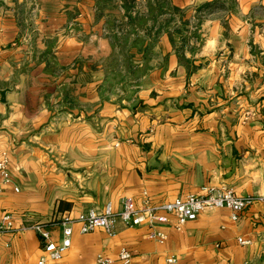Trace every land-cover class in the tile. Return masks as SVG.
Listing matches in <instances>:
<instances>
[{
	"label": "crops",
	"instance_id": "1",
	"mask_svg": "<svg viewBox=\"0 0 264 264\" xmlns=\"http://www.w3.org/2000/svg\"><path fill=\"white\" fill-rule=\"evenodd\" d=\"M211 1L172 0L187 19ZM235 2L201 17L188 65L163 33L148 59L133 50L129 75L95 0H0V90L10 89L0 96V158L11 171L9 184L0 180V220L50 222L107 203L118 211L126 197L158 205L203 186L263 193L264 0ZM156 214L165 220L116 221L113 236L75 224L49 264H95L100 254L118 264L123 247L129 264H264L263 202L237 219L205 208L179 227ZM40 253L33 230L0 229V264H36Z\"/></svg>",
	"mask_w": 264,
	"mask_h": 264
},
{
	"label": "built area",
	"instance_id": "2",
	"mask_svg": "<svg viewBox=\"0 0 264 264\" xmlns=\"http://www.w3.org/2000/svg\"><path fill=\"white\" fill-rule=\"evenodd\" d=\"M0 180L4 185L11 182V171L8 167L6 154L0 158ZM15 190L18 189L15 188ZM256 202L264 203V192L239 195L228 186H203L198 192L188 193L158 205L151 204L148 198H145L143 206L137 207L133 198L126 197L122 200L121 208L118 211L114 210L110 203H107L103 210L90 208L76 216L65 214L50 222L33 220L23 222L17 227L14 225L15 220L12 214L4 212L0 220V229L7 233H17L25 229L33 230L39 237L41 252L36 264H49L59 260L63 252L70 246L75 224L79 225L80 233H90L100 229L107 235L113 236L116 221L134 226L146 218L150 222L165 220L164 216L156 214L158 210L173 214L175 227H179L186 221L195 219L199 212L205 208L227 209L231 212L232 218L237 219L242 211ZM52 227H57L60 230L58 240L53 239ZM156 235L158 238L164 237L159 232ZM239 241L242 242L241 239ZM131 257V252L123 247L119 250L117 262L118 264H129ZM167 261L171 263L174 259L169 258ZM109 263L110 260L101 254L96 257L95 264Z\"/></svg>",
	"mask_w": 264,
	"mask_h": 264
},
{
	"label": "trees",
	"instance_id": "3",
	"mask_svg": "<svg viewBox=\"0 0 264 264\" xmlns=\"http://www.w3.org/2000/svg\"><path fill=\"white\" fill-rule=\"evenodd\" d=\"M97 17L105 16V30L111 40L116 57L126 66L129 75L137 71L133 63L136 52L143 59H148L151 47L158 37L166 33L181 63L188 65L185 49L191 38L198 40V29L205 13H230L235 11V0H212L204 2L194 8L192 19L185 17V9L173 4L172 0H95ZM119 4L121 17L104 15V10L110 3ZM191 28V29H190ZM189 32V35L186 33ZM178 37L179 44H175L174 37ZM191 49H193L191 47ZM193 68H189L191 72Z\"/></svg>",
	"mask_w": 264,
	"mask_h": 264
},
{
	"label": "rangeland",
	"instance_id": "4",
	"mask_svg": "<svg viewBox=\"0 0 264 264\" xmlns=\"http://www.w3.org/2000/svg\"><path fill=\"white\" fill-rule=\"evenodd\" d=\"M139 1H140V0H139ZM116 5H117V3H114V2L110 3L109 5H107V6H110V12H111L112 14H115V12H116ZM107 6H106V7H107ZM183 9H185V14H186L187 11H188V8H183ZM231 9H232V10L236 9V6H235V7H232ZM192 10H194V9H192Z\"/></svg>",
	"mask_w": 264,
	"mask_h": 264
},
{
	"label": "water",
	"instance_id": "5",
	"mask_svg": "<svg viewBox=\"0 0 264 264\" xmlns=\"http://www.w3.org/2000/svg\"><path fill=\"white\" fill-rule=\"evenodd\" d=\"M10 89L9 88H5V89H2V90H0V96H1V101L2 102H4L5 101V93L7 92V91H9Z\"/></svg>",
	"mask_w": 264,
	"mask_h": 264
}]
</instances>
